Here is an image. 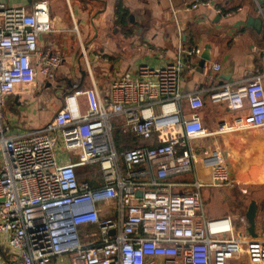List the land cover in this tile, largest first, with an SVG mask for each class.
Instances as JSON below:
<instances>
[{"label":"built area","instance_id":"2783aa9c","mask_svg":"<svg viewBox=\"0 0 264 264\" xmlns=\"http://www.w3.org/2000/svg\"><path fill=\"white\" fill-rule=\"evenodd\" d=\"M213 5L194 0L186 7ZM52 30L47 0L31 11L0 0V264H64L65 257L70 264H231L243 254L264 264V236L238 235L230 216L206 215L202 189L236 183L221 150L198 147L214 134L264 130L263 77L213 92V102L249 111L209 131L202 90L182 93L183 72L202 48L181 49L173 62L142 64L112 81L107 97L96 86L75 87L46 127L10 133L8 98L35 92L39 76L53 80L64 61L61 52L39 48V35ZM116 125L144 144L118 150ZM56 132L74 153L64 163ZM96 162L103 184L79 181L76 168ZM189 174L191 181H170ZM110 203L112 215L103 217ZM83 226L90 227L83 233Z\"/></svg>","mask_w":264,"mask_h":264},{"label":"crops","instance_id":"0c3cea01","mask_svg":"<svg viewBox=\"0 0 264 264\" xmlns=\"http://www.w3.org/2000/svg\"><path fill=\"white\" fill-rule=\"evenodd\" d=\"M1 1L10 7L23 6L31 11L40 0ZM47 1L53 30L39 35V48L43 52H61L64 61L53 80L39 76V88L35 92L8 98L3 116L10 133L46 127L53 121L64 96L75 87L85 90L96 86L100 95L107 97L112 81L126 74L135 75L142 64L158 67L173 62L181 49L201 47L203 52L210 46L211 60L202 64L201 56L190 59L182 76L183 95L197 88L202 90L204 106L200 114L209 131L225 122L233 123L249 111L248 105L241 111H233L227 102H213V92L225 84L238 86L256 75H261L264 81V0H214L213 6L197 9L186 7L194 0ZM119 5L127 12L124 24L118 21ZM251 18H260L262 26L251 23ZM216 63L221 65L220 71L213 69ZM230 63L234 66L233 73L230 79H225L223 75ZM80 101L85 107V97ZM54 135L60 139L59 133ZM198 143L200 149L217 148L223 152L236 183L216 191L213 200L216 211L211 217L230 216L238 235L252 236L248 220L243 223L240 218L246 217L254 200L256 233L264 236L261 234L264 230V130L249 134L218 133ZM63 149L66 155L59 154L61 163L74 155L64 146ZM186 177L192 175L170 181H187ZM177 190L182 188H173ZM109 206L113 204L103 205V217L112 215V212L108 214ZM89 227L83 226L81 230L84 233ZM4 255L0 248V256ZM231 264L254 263L243 254Z\"/></svg>","mask_w":264,"mask_h":264},{"label":"trees","instance_id":"16d2710c","mask_svg":"<svg viewBox=\"0 0 264 264\" xmlns=\"http://www.w3.org/2000/svg\"><path fill=\"white\" fill-rule=\"evenodd\" d=\"M127 16L126 10L120 5L117 10V17L120 24L125 23ZM115 142L118 150L130 149L143 145V140L131 134L124 133L119 125L115 128ZM76 173L79 181H88L92 187H97L103 181V173L98 162L79 166L76 168Z\"/></svg>","mask_w":264,"mask_h":264},{"label":"water","instance_id":"95a60500","mask_svg":"<svg viewBox=\"0 0 264 264\" xmlns=\"http://www.w3.org/2000/svg\"><path fill=\"white\" fill-rule=\"evenodd\" d=\"M250 20H251L250 21L251 23H253L257 26H262L263 22L260 18H256V19L251 18ZM201 58L203 60L202 64H204V61L211 60V50H210L209 45H207L205 47L204 51L201 54ZM233 69H234L233 63H230L229 66L226 68L223 77L225 79H230V77L233 73ZM256 213H257V203H256V201L253 200L251 202L249 209L247 211V214H246V218L249 222V232L253 237L258 236V234L256 233Z\"/></svg>","mask_w":264,"mask_h":264},{"label":"rangeland","instance_id":"374dc122","mask_svg":"<svg viewBox=\"0 0 264 264\" xmlns=\"http://www.w3.org/2000/svg\"><path fill=\"white\" fill-rule=\"evenodd\" d=\"M21 132V130H20ZM13 133V132H12ZM16 133V132H15ZM59 144V145H58ZM58 146H56V154H57V157L59 158V154L61 156H65L66 154L63 153L64 149H63V142H62V139H61V135H60V139H59V142H58ZM198 175L199 177L202 179V177L204 176V172L203 170H199L198 171ZM194 177H186L184 180H187V181H191ZM217 190H220V188H213V187H206V188H203L202 191H203V197H204V209H205V212H206V215L208 217H211V213L213 211H216V205H215V201L214 200V195L216 193ZM212 194V196L210 197L209 195ZM260 229V226H258V231ZM261 234H264V230L262 231ZM63 262L64 264H70V260H69V257H65L63 258Z\"/></svg>","mask_w":264,"mask_h":264}]
</instances>
